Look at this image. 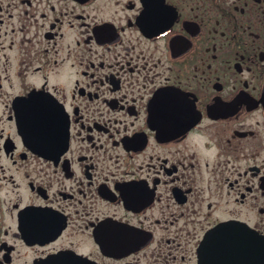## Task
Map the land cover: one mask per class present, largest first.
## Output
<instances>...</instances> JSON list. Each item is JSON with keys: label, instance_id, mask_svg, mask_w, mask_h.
I'll return each mask as SVG.
<instances>
[{"label": "flooded vegetation", "instance_id": "obj_1", "mask_svg": "<svg viewBox=\"0 0 264 264\" xmlns=\"http://www.w3.org/2000/svg\"><path fill=\"white\" fill-rule=\"evenodd\" d=\"M239 225L264 236V0H0V264H202Z\"/></svg>", "mask_w": 264, "mask_h": 264}, {"label": "water", "instance_id": "obj_2", "mask_svg": "<svg viewBox=\"0 0 264 264\" xmlns=\"http://www.w3.org/2000/svg\"><path fill=\"white\" fill-rule=\"evenodd\" d=\"M217 237L222 235V230L217 232ZM210 236L205 242V264H264V239L256 231L252 234L238 235L232 240V244H222L223 240H213ZM211 239V240H210ZM248 240L249 246L240 245L241 241ZM220 251H238L236 253H220ZM214 252V253H212ZM37 264H87L86 261L65 256H52ZM89 264V263H88Z\"/></svg>", "mask_w": 264, "mask_h": 264}]
</instances>
